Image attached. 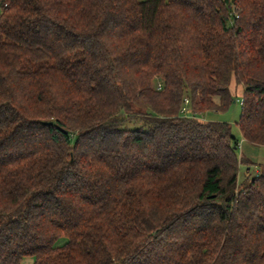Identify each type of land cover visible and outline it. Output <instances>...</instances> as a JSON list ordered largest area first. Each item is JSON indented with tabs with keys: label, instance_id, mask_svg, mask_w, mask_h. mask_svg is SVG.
Returning <instances> with one entry per match:
<instances>
[{
	"label": "trees",
	"instance_id": "16d2710c",
	"mask_svg": "<svg viewBox=\"0 0 264 264\" xmlns=\"http://www.w3.org/2000/svg\"><path fill=\"white\" fill-rule=\"evenodd\" d=\"M0 7V264H264V0Z\"/></svg>",
	"mask_w": 264,
	"mask_h": 264
},
{
	"label": "rangeland",
	"instance_id": "374dc122",
	"mask_svg": "<svg viewBox=\"0 0 264 264\" xmlns=\"http://www.w3.org/2000/svg\"><path fill=\"white\" fill-rule=\"evenodd\" d=\"M1 4V0H0ZM1 9V7H0ZM231 92L233 94V101L229 104L228 108L224 111H206L199 114V116L204 120H216V121H225L231 125L232 133L239 139V147L237 148L238 156L245 157L250 162L251 172L248 173L246 170V165L240 163L238 171V187H240L241 182L244 179H251L255 175L258 169L257 166L261 163H264V146H254L243 141L240 137V133L237 127V121L240 116L241 106L239 100L241 95L239 94L238 88L231 86ZM32 260L31 257H28L27 261H24L22 264ZM30 264V263H29Z\"/></svg>",
	"mask_w": 264,
	"mask_h": 264
},
{
	"label": "built area",
	"instance_id": "2783aa9c",
	"mask_svg": "<svg viewBox=\"0 0 264 264\" xmlns=\"http://www.w3.org/2000/svg\"><path fill=\"white\" fill-rule=\"evenodd\" d=\"M181 112L183 114H187L189 112L188 99L187 98H184V103H183V105L181 107ZM256 172H257V170H256Z\"/></svg>",
	"mask_w": 264,
	"mask_h": 264
},
{
	"label": "crops",
	"instance_id": "0c3cea01",
	"mask_svg": "<svg viewBox=\"0 0 264 264\" xmlns=\"http://www.w3.org/2000/svg\"><path fill=\"white\" fill-rule=\"evenodd\" d=\"M246 171V170H245ZM250 172H251V170H250ZM250 172H248V173H250ZM28 257H26V258H24L22 261H21V263L20 264H22L24 261H27V260H25V259H27ZM29 262H26L25 264H32V262H33V260H28Z\"/></svg>",
	"mask_w": 264,
	"mask_h": 264
},
{
	"label": "water",
	"instance_id": "95a60500",
	"mask_svg": "<svg viewBox=\"0 0 264 264\" xmlns=\"http://www.w3.org/2000/svg\"><path fill=\"white\" fill-rule=\"evenodd\" d=\"M52 122L51 121H49V122H43V124H51Z\"/></svg>",
	"mask_w": 264,
	"mask_h": 264
}]
</instances>
